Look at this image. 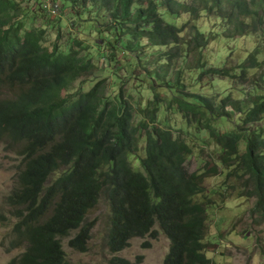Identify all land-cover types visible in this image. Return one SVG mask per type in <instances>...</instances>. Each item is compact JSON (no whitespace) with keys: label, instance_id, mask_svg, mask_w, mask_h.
I'll list each match as a JSON object with an SVG mask.
<instances>
[{"label":"trees","instance_id":"obj_1","mask_svg":"<svg viewBox=\"0 0 264 264\" xmlns=\"http://www.w3.org/2000/svg\"><path fill=\"white\" fill-rule=\"evenodd\" d=\"M62 1L86 6L88 15L100 13L97 8L107 12L105 20L93 22L102 36V43L96 40L94 45L105 47L102 59L81 53L88 46L76 35L64 43L59 33L45 38L43 27L20 18L27 13L21 0H0V142L19 161L4 203L16 218L9 242L23 245L8 264H66L59 240L69 232L74 235L68 245L87 251L94 220L85 216L100 195L110 209L108 264H140L142 255L130 261L114 253L134 237L156 239L159 233L168 240L161 264H211L203 241L210 200L200 201L199 195L205 178L219 172V163L224 175L239 185L237 196L254 199L249 215L264 219V127L259 123L264 93L255 94L264 90V59L257 58L262 54L259 43L241 63L208 65L200 50L214 35L197 21L203 14L220 19L225 37L251 34L264 20V0ZM180 12L190 20L179 26L163 18H176ZM95 60L126 67L112 96L106 94L108 77H101L63 97L62 91L94 70ZM202 74L234 83L246 79L248 86L234 98L232 93L190 91L182 82L197 83ZM132 77L142 80L144 88L132 86L142 99L136 101L137 110L124 95ZM166 111L204 130L221 153L213 160L203 158L189 171L191 146L184 130L173 134L160 119ZM246 123L259 128L246 129ZM132 153L140 167L132 166ZM61 167V174L49 182V175ZM142 246L150 247V242L145 239Z\"/></svg>","mask_w":264,"mask_h":264},{"label":"rangeland","instance_id":"obj_2","mask_svg":"<svg viewBox=\"0 0 264 264\" xmlns=\"http://www.w3.org/2000/svg\"><path fill=\"white\" fill-rule=\"evenodd\" d=\"M22 8L27 7V13H24L20 18L28 25L41 26L45 29V38H51L53 35L61 34V42H69L72 36L76 35L81 44L88 46L83 48L81 53L89 51L92 58L106 55L105 47H96V40L102 43L101 34H96L97 29L94 25V20H105L107 12L98 9L97 6L90 4V7L97 8L100 13L95 15L94 10L90 15L86 13L85 7L75 5L72 7L70 3H65L62 0H53L58 2L62 7V12L56 15H47L46 11L41 7L40 0H21ZM188 2L189 0H178ZM63 2L65 3L63 5ZM136 4V3H135ZM64 7H63V6ZM133 10V8H132ZM46 14L48 17H45ZM78 14V15H77ZM89 16L85 19V16ZM197 21L198 26L205 32L213 31L214 38H208L207 44L201 48V55L207 60L208 65H219L223 62L238 64L244 59L247 52H251L255 45L259 44L262 50L258 60L264 59V20L258 24L257 31L251 34H243L238 37H225L223 29L225 23L218 18L208 19L205 17ZM108 17V15H107ZM165 21H171L176 25H181L183 22L190 20L187 13L180 12L176 18H169L163 14ZM185 28V26H184ZM60 29V31H59ZM89 29H91L89 33ZM220 33V36H217ZM185 36V31L180 33ZM101 36V37H100ZM64 47V46H61ZM154 50V49H152ZM149 51V50H148ZM120 57V56H119ZM121 64L123 62L121 61ZM104 71L107 75H104ZM126 67H120L114 61L105 63L103 60H95V68L83 76L75 83L72 89L62 91V96H68L74 93L80 86L86 89L93 81L101 77H108L106 82V94L110 97L115 92L114 88L120 84L123 78ZM141 71L136 72L140 74ZM190 71L186 72L185 76L189 77ZM118 77L120 78L118 80ZM197 83L185 82L186 87L190 91H197L205 95H214L215 93H232L234 98H240L248 86V81L245 80H230L227 77H216L202 74ZM168 79V78H166ZM159 81L155 80L157 85ZM146 84V83H144ZM132 86H139L143 90L142 80H136L134 77L124 85L125 97L128 98V103L133 105L134 110H137L136 101L142 102V99L137 97ZM264 93V90L255 91ZM131 95V96H128ZM150 97V96H149ZM163 109V108H161ZM156 108V114L159 112ZM160 119L167 121L173 129V134L177 130H184V137L191 146V152L186 157L187 167L189 171L197 168L202 164L203 158L211 160L216 155L221 153V149L216 146L204 130L194 123H185L180 117L173 112L160 113ZM259 123L264 127V119ZM245 128L258 129L259 124H245ZM244 137L238 140V148L243 147ZM15 156L8 154L3 150V143L0 142V264H8L16 255L23 250V245L10 243L12 238L11 227L16 218L10 214L9 207L4 203L5 196L9 194L14 184V174H18L19 161L14 159ZM130 162L134 168L140 167V161L135 154H129ZM213 163H209V166ZM63 171L56 170L49 175L48 181H52ZM218 173L210 174L204 181V192L199 195L200 201H205L207 198L210 203L207 205L206 231L203 241L207 247L206 255L211 259V264H264V219L255 221L256 215H249V209L253 206V198H245L237 196L239 185L232 179L224 175L225 170L222 164H218ZM230 185V186H228ZM136 193V190L134 194ZM110 209L107 199L104 195L98 197L97 203L86 214L87 220H94V225L91 229V239L88 242L87 251L81 252L71 248L68 245V239L74 235V232H69L68 235L60 238L61 248L64 252L66 264H108L107 258L110 253L105 246L107 221L109 220ZM158 228V225L156 224ZM150 242V247H143L144 240ZM145 239L134 237L129 241V246L114 253L120 257L135 261L138 255H142L140 264H161L167 248L168 240L163 234L159 233L156 239L146 237ZM10 244H9V243ZM16 262V261H14ZM16 264V263H15Z\"/></svg>","mask_w":264,"mask_h":264},{"label":"built area","instance_id":"obj_3","mask_svg":"<svg viewBox=\"0 0 264 264\" xmlns=\"http://www.w3.org/2000/svg\"><path fill=\"white\" fill-rule=\"evenodd\" d=\"M40 5L49 16L56 15L62 12L61 5L53 0H40Z\"/></svg>","mask_w":264,"mask_h":264}]
</instances>
